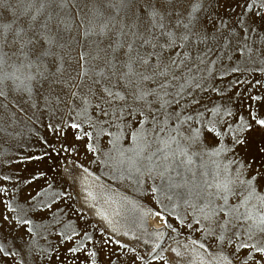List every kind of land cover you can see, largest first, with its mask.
Masks as SVG:
<instances>
[{
	"label": "snow or ice",
	"instance_id": "1",
	"mask_svg": "<svg viewBox=\"0 0 264 264\" xmlns=\"http://www.w3.org/2000/svg\"><path fill=\"white\" fill-rule=\"evenodd\" d=\"M69 2L92 6V16H81L80 27L85 38L98 37L93 41V51H81L75 57L70 43L74 38L65 36L72 28L62 15ZM98 4L114 9L116 16L105 15L95 7ZM253 38L264 45V0H0V100L7 96L9 81L36 107L39 103L49 107L53 100L64 102L62 98L67 96L71 103L66 106L76 116L67 122L74 143L64 150L82 146L86 156L91 154L89 163H103L118 178L136 186L153 181L147 194L157 199L158 193L172 199L165 188L171 192L187 187L176 183L170 172L180 175L181 167L191 171L194 158L207 157L214 171L212 180H205L198 193L204 203L191 202V188L187 193H174L196 209L186 224L176 217L190 230L187 239L191 247L183 245L187 256L178 248H170L175 264H264V164L259 163L264 158V145L255 147L251 142L255 132H264V96L250 97L258 103L254 111L249 105L246 119L229 121L226 117L233 113L222 112L218 106L203 111L193 108L186 115L167 111L173 102L168 98L173 95L169 89L177 86L173 84L177 73L192 59L193 45H207L211 40L222 47L235 44L241 52H251L249 41L255 42ZM259 50L264 54V46ZM73 60L80 69L76 77L66 67ZM178 87L177 105L184 84ZM66 89L70 91L66 93ZM89 97H95L93 107L99 109L92 116L88 115ZM170 116H175L171 128ZM149 124L151 128L146 127ZM113 128L116 132L111 131ZM52 130L62 132L63 128ZM152 132L156 136L150 141ZM101 135L108 138L104 148L98 147ZM122 135L129 139L127 149L119 147ZM114 153L121 158L120 168H113ZM156 179L164 183L156 185ZM6 206L8 211H17ZM145 214L178 231L168 223L163 209H145ZM31 223L0 213V262L24 264L20 251L10 250L6 244L12 242L15 249L14 241L21 239V250L30 248L26 237L33 229L26 226ZM17 225L24 231L14 237L12 231ZM3 230H10L7 236ZM192 232H198L199 238H193ZM155 236L159 241L164 233L157 230ZM66 239L72 241L73 237ZM167 250L157 242L149 250L151 259L139 255L135 259L145 264H167L162 254ZM69 251L81 249L72 247Z\"/></svg>",
	"mask_w": 264,
	"mask_h": 264
},
{
	"label": "rangeland",
	"instance_id": "2",
	"mask_svg": "<svg viewBox=\"0 0 264 264\" xmlns=\"http://www.w3.org/2000/svg\"><path fill=\"white\" fill-rule=\"evenodd\" d=\"M95 7L105 15L116 16V11L106 4ZM90 8L91 5L85 8L83 4L74 6L69 2L62 13L72 28L65 36L74 38L70 41L74 46L73 57L81 51L87 53L95 48L93 41L98 37L85 38L82 35L83 27H80L81 16H92ZM122 17L123 13L119 18ZM253 40L255 42L249 41L253 49L251 52L246 49L241 52L235 44L222 47L211 40L207 45H193L192 59L186 61L181 66V72L177 73V80L173 81L177 86L169 89L173 95L168 98L173 102L167 111L186 115L193 108L203 111L205 107L218 106L222 112L227 110L233 113L226 117L229 121L238 117L246 119L249 105L254 111L258 103L250 97L264 96V54L259 50L264 45L255 38ZM209 48L211 51H208ZM66 67L73 77L80 70L75 60L66 64ZM179 84H184V88L179 97L180 104L177 105L175 99L176 93L180 91ZM197 84L199 87H196ZM5 90L7 96L0 100V127L3 129L0 131V213L32 221L26 226L33 229V234L26 237L30 248L21 250L24 243L21 239L14 241L15 249H12V242L6 244L10 250L20 251L24 264H145L135 257L139 255L146 260L151 259L149 250L157 242L161 243L162 248L168 249L162 253L167 264H175V254L170 248H178L188 255L183 245L188 243L191 247L187 239L190 230L182 227L176 217L186 224L192 220L196 209L184 204L174 193H187L188 188H191V202L204 203L198 193L205 180H212L214 171V165L207 157L203 160L194 158L191 171L181 167L180 175L175 171L170 172L176 183L187 187L173 189L171 192L165 188L172 199L168 200L164 193H158L157 199L147 194L153 181L148 180L136 186L118 178V174L114 175L103 163H89L91 154L86 156L82 146L79 149L64 150L74 143L72 130L67 126L70 117L76 116V112H70L66 106L71 103L70 98L63 97L64 102L61 103L53 100L49 107L43 103L36 107L26 95L16 92L10 81L6 83ZM69 91L65 90L66 93ZM89 98L91 103L88 115L92 116L99 109L93 107L95 97ZM169 120L168 127L171 128L175 124V116H170ZM61 127L62 132L52 130ZM146 127L151 128L152 125ZM111 131L116 132V129ZM155 136L156 133L152 132L149 140ZM107 139L101 135L98 147L104 148ZM251 142L255 147L264 145V132H255ZM129 146V139L122 135L119 147L127 149ZM156 147L153 143L152 150ZM114 155L116 159L112 161L113 168H120L121 158L118 153ZM259 163L264 164V158ZM85 168L88 172L84 171ZM162 183L160 179L155 180L156 185ZM6 204L17 211H8ZM145 209H163L168 223L178 231L173 232L164 226L165 221L146 215ZM169 212L172 214L169 215ZM157 230L164 233L159 241L155 236ZM3 231L7 236L10 230ZM23 231L17 225L12 235L19 237ZM191 235L193 238L200 236L198 232H192ZM67 236H72L73 240L67 241ZM106 240L111 242L105 243ZM72 247L80 248L81 251L72 253L69 251ZM0 264H12V260ZM153 264L163 262L153 261Z\"/></svg>",
	"mask_w": 264,
	"mask_h": 264
}]
</instances>
